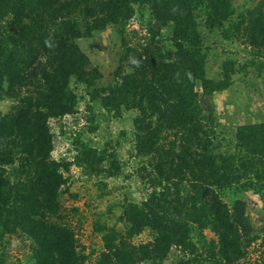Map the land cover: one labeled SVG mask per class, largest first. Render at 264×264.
<instances>
[{"label":"trees","instance_id":"obj_1","mask_svg":"<svg viewBox=\"0 0 264 264\" xmlns=\"http://www.w3.org/2000/svg\"><path fill=\"white\" fill-rule=\"evenodd\" d=\"M134 6L149 12L151 48L141 54L127 48L118 80L90 96L116 117L135 111L134 152L147 161L138 178L149 192L125 205L123 231L95 224L103 244L95 264H164L172 249L178 256L171 264H264V229L253 234L244 199L252 192L264 203V122L227 131L205 122L198 102V87L204 95L225 90L233 74L225 62L221 80L205 76L200 15L225 40L240 32L264 49V2L226 25L235 15L230 0H0V101L14 103L0 113V264H10L13 238L28 244L27 264H87L61 212L70 164L51 159L49 120L74 113L70 78L90 87L101 76L77 41L108 26L125 27ZM126 61L129 72L118 76ZM77 146L80 167L119 174L116 156ZM146 230L152 239L134 244ZM258 242L260 256L251 263L249 251Z\"/></svg>","mask_w":264,"mask_h":264},{"label":"rangeland","instance_id":"obj_2","mask_svg":"<svg viewBox=\"0 0 264 264\" xmlns=\"http://www.w3.org/2000/svg\"><path fill=\"white\" fill-rule=\"evenodd\" d=\"M235 10L231 23L238 14L257 6L264 0H230ZM134 15L125 27L108 26L104 30L92 32L90 37L77 41L91 62V69H96L100 78L87 87L70 78L69 87L77 98L73 114L61 118L50 119L49 128L53 139L51 159L68 162L69 171L63 173L66 184L60 188L61 212L73 228L76 238L89 257L87 264H95L102 251L101 235L96 232L95 224L106 225L123 231L125 224L121 221L123 208L128 202H140L149 189L138 175L140 168L145 166V159L138 158L134 152V131L132 119L135 111L123 110L119 117L105 112L99 101H92L90 94L95 89L112 85L118 79L115 71L120 66V60L128 49L141 54L146 46H150V36L146 31L145 21L150 18L147 9L139 11L133 7ZM142 14V15H140ZM143 16V23L140 19ZM155 28L158 25H153ZM197 32L204 53L206 54L205 76L219 81L225 72V62H231L233 74L231 82L225 90L211 95H204L198 87V102L202 107V119L205 122L214 121L221 129L234 131L241 125L264 122V49L251 46L246 39L240 38V32L231 39L225 40L216 29L206 27L202 15L197 19ZM170 28H164L165 46L169 49ZM262 56V55H261ZM130 60V59H128ZM124 69L128 61L123 62ZM14 103L10 100L0 101V113L11 110ZM78 142L92 149L104 150L108 155L116 156L120 172L117 176L93 174L86 167H80L76 157ZM102 166H106L103 164ZM144 175V174H142ZM185 196L189 193L186 184L180 187ZM247 204V214L253 228V234L259 235L264 229V203L252 192L244 195ZM210 240L214 235L204 231ZM152 239L150 231H143L133 239L134 244L148 242ZM259 242L250 249L247 261L255 263L258 260ZM27 247L16 239H12L10 264H27ZM177 252L172 249L164 262L171 264L177 261ZM143 264V263H142Z\"/></svg>","mask_w":264,"mask_h":264}]
</instances>
